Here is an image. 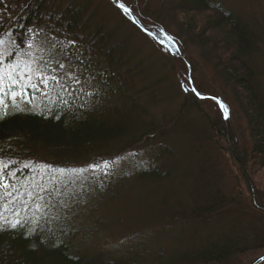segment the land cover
I'll list each match as a JSON object with an SVG mask.
<instances>
[{"label": "trees", "instance_id": "trees-1", "mask_svg": "<svg viewBox=\"0 0 264 264\" xmlns=\"http://www.w3.org/2000/svg\"><path fill=\"white\" fill-rule=\"evenodd\" d=\"M257 5L239 15L217 0H0V69L30 63L60 80L48 95L28 90L29 103L7 101L0 111V163L14 174L5 180L16 188L31 183L36 198L4 212L0 264H140L141 254L103 248L120 240L107 225L93 251L82 219L66 220L48 206L33 211L36 202L45 205L40 195L55 188L59 170L85 173L124 159L164 222L224 223L218 238L192 252L154 259L240 264L252 254L247 264H254L264 256V0ZM131 32L152 47L145 61L158 65V75L151 82L144 59H136L141 48L127 47ZM40 42L47 55L30 53Z\"/></svg>", "mask_w": 264, "mask_h": 264}, {"label": "rangeland", "instance_id": "rangeland-1", "mask_svg": "<svg viewBox=\"0 0 264 264\" xmlns=\"http://www.w3.org/2000/svg\"><path fill=\"white\" fill-rule=\"evenodd\" d=\"M217 1L223 8L235 11L240 15L247 14L250 10L254 13L255 9L253 10V8L258 6L257 4L260 0H252L253 2L257 1L256 4L253 3L252 5L243 4L244 0ZM132 32L129 33L127 37V47L133 49L134 46H139L141 52L139 56H136V59L138 58L139 60V57H141V59H144V62L147 58L146 56L149 55L148 50L152 51V47L145 41L134 36ZM37 45H42V42L32 45L34 48L30 49V53H33L36 48L38 49H35L38 54L44 52L47 55V52H45L46 50ZM36 57L30 59V61L35 62L40 58L38 56ZM22 58L23 57L20 56L18 61L22 60ZM40 63H42L41 65L45 64L43 61ZM48 63L51 64L50 61H48ZM47 66L52 68L49 65ZM144 68H147L145 69L146 72L143 74L144 79L148 82L156 79L158 75L157 64L154 65L147 60L144 63ZM148 69H150V71ZM60 70L61 69H59V71ZM9 74H12L14 77L16 75L15 73H10L8 70L4 72L5 76ZM65 77L67 82L68 79H71L69 74H66ZM77 84L76 82L74 84L71 83V86L74 87ZM212 84L215 85L214 82H212ZM5 85H8L7 80H5ZM167 86L168 84L166 82L159 90H163ZM54 89L55 87H49L45 89L42 94L48 90ZM63 92H67V90L65 91L63 89ZM187 119L193 124H198L200 122L199 119L191 115L187 116ZM133 159L135 160V158ZM129 160L126 162L124 159L121 161L120 165H110L111 167L109 168H104L103 165L93 167L85 173L72 172L63 175L57 174L59 176L57 180L59 181L55 183V188L59 186L60 190L59 192L54 191V195H52L51 192L44 193L47 203L42 206H48V210H51L52 214H57L58 211H60L63 214V218L66 220L74 218L75 220L79 218L82 219L86 225L83 230L88 233L90 238L89 250L94 251L101 248L100 244L96 241L104 237L102 235L100 236V231H102L101 225L109 226L110 230L112 229L114 235H116L115 238H119L120 240L118 242H111L110 245H103V248L109 251L111 250L112 256L116 255V251L122 252L120 249H124L126 252L130 253L129 257L132 259L136 258V253L141 254L142 259L137 260L140 264H162L163 262L157 261L156 258L154 259V256H158L162 261H167L169 258H173L180 253L192 252L193 249H196L202 244L205 245L207 239L215 240L221 235L224 229V223L221 221H215L205 226L195 224L182 228L164 222L158 213L159 208L157 209L155 206H146V192L138 186L136 180L138 170L134 168ZM124 166L126 170L123 171ZM120 168L121 170H119ZM117 169L119 171L115 174L104 178L102 181H98L99 178L102 179L103 176H107ZM105 173L108 174L105 175ZM262 175L259 169H255L253 178L260 182ZM110 177H112L111 180ZM30 184L29 182L23 183L18 189L22 192H26L32 187V184ZM46 187L49 189L48 186ZM46 187H44V189ZM65 192L68 193L67 196L62 195V193ZM198 194H200L199 191ZM198 197L200 196L198 195ZM9 199L11 198L6 197L5 203ZM197 202L202 203L201 200H197ZM160 213L162 215V210ZM75 225H77V223H75ZM83 236H85V234ZM57 239L59 238L57 237ZM106 241L109 240L106 239ZM91 253L92 252L87 251L84 252V255H90ZM251 255L252 254L245 255L241 259L240 264H247L252 258Z\"/></svg>", "mask_w": 264, "mask_h": 264}, {"label": "snow or ice", "instance_id": "snow-or-ice-1", "mask_svg": "<svg viewBox=\"0 0 264 264\" xmlns=\"http://www.w3.org/2000/svg\"><path fill=\"white\" fill-rule=\"evenodd\" d=\"M118 8L122 10V12L126 15L131 17V9L127 8L123 4L117 3L116 5ZM133 23H137L136 20H133ZM165 39H168L165 37ZM31 47V45H29ZM167 47V46H166ZM60 68L63 69L64 65H60ZM25 70H18L16 67H13L10 69V73H15V77L12 74H9L7 76L4 75L3 69H0V111L6 109L8 107L7 101L12 102L13 108H19L20 103L27 104L29 103V99L26 97H29V91L32 90L35 92H42L43 89H47L49 87L55 86L60 84L59 78L55 74H47V70L42 66H34L30 63H25L24 65ZM5 80L8 81V85H5ZM77 83H79L77 81ZM61 88L65 91L67 90V87L65 85H61ZM44 95H48V93H44ZM60 97V93H57V98ZM35 97H30V99H34ZM223 108L224 106L221 105ZM225 118H228L227 110L225 109L224 112ZM104 168L111 167L109 164H104ZM7 168L6 164L0 163V208L3 209V211H0V224H4V221L7 220V217L4 216V212L7 211L9 204H16L18 201L21 200L22 197H26V200L24 201L25 204L32 203L35 201V196L31 191L22 192L15 186H11L6 182L5 176H10L14 174L7 173L5 169ZM75 171V170H74ZM81 172L83 170H80ZM64 170H59L58 175H63ZM108 173H105L107 175ZM66 187V185H65ZM59 186H57L54 189H48L45 188L44 191L51 192V191H57L59 192ZM15 194L14 199H9L5 203L6 197H13ZM36 195H40L37 193ZM63 196H67L68 193H62ZM40 200H43L47 203L46 197L40 195ZM62 203V201H61ZM42 204L39 202L35 203V207L33 211L35 213H39L42 211ZM24 210H27L26 208ZM13 211L16 213L17 216H19V211L16 209H13ZM36 219H39V217H36ZM21 221L17 220L15 223H11L10 226L15 228L20 224ZM9 226V225H5Z\"/></svg>", "mask_w": 264, "mask_h": 264}, {"label": "water", "instance_id": "water-1", "mask_svg": "<svg viewBox=\"0 0 264 264\" xmlns=\"http://www.w3.org/2000/svg\"><path fill=\"white\" fill-rule=\"evenodd\" d=\"M264 263V257H262L260 260H258L255 264H262Z\"/></svg>", "mask_w": 264, "mask_h": 264}]
</instances>
